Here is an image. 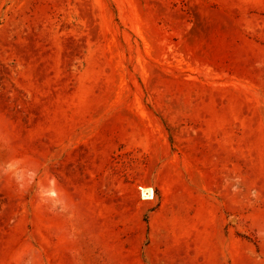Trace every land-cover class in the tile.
<instances>
[{
	"label": "rangeland",
	"instance_id": "1",
	"mask_svg": "<svg viewBox=\"0 0 264 264\" xmlns=\"http://www.w3.org/2000/svg\"><path fill=\"white\" fill-rule=\"evenodd\" d=\"M0 264H264V0H0Z\"/></svg>",
	"mask_w": 264,
	"mask_h": 264
},
{
	"label": "bare ground",
	"instance_id": "2",
	"mask_svg": "<svg viewBox=\"0 0 264 264\" xmlns=\"http://www.w3.org/2000/svg\"><path fill=\"white\" fill-rule=\"evenodd\" d=\"M148 194H149V192H148V191H146V192H145V195H148Z\"/></svg>",
	"mask_w": 264,
	"mask_h": 264
}]
</instances>
